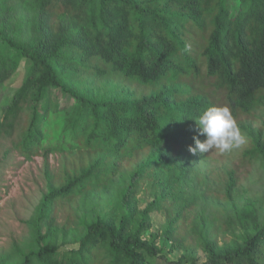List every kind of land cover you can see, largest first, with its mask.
Masks as SVG:
<instances>
[{"label":"trees","instance_id":"16d2710c","mask_svg":"<svg viewBox=\"0 0 264 264\" xmlns=\"http://www.w3.org/2000/svg\"><path fill=\"white\" fill-rule=\"evenodd\" d=\"M23 73L0 129L20 128L47 189L25 222L32 242L0 264H264V217L237 203L236 169L216 190L208 156L188 151L208 107L240 129L264 109V0H0V86ZM242 129V158L264 170V127ZM156 213L164 232L146 238Z\"/></svg>","mask_w":264,"mask_h":264},{"label":"rangeland","instance_id":"374dc122","mask_svg":"<svg viewBox=\"0 0 264 264\" xmlns=\"http://www.w3.org/2000/svg\"><path fill=\"white\" fill-rule=\"evenodd\" d=\"M4 1L13 5L17 3V0H1V4ZM24 77L25 73L18 75L12 83L0 86V122H3V108L10 103L14 93L23 83ZM53 96L60 98L63 104L69 105L72 102L61 93H56L55 90H53ZM242 122V127L250 124L257 128L264 127V109L256 110ZM242 127L239 128L243 137L242 143L226 152L214 149L205 153L208 159L203 160L199 166L202 171H208L212 175L214 185L211 186L216 190L223 188L222 182L227 171L236 169L240 181L235 194L237 203L239 205L255 204L261 216L264 217V170L259 162L242 158L243 152L249 146ZM19 132V127L12 134L5 129H0V256L11 251L15 243L23 246L24 243L32 242L31 231L25 222L32 216L47 189L44 160L36 157L32 161H27L19 154L16 148ZM50 161L53 174H57L61 164L60 157L52 155ZM143 198H145L144 195ZM222 207L223 203L217 199L207 207L208 214L216 219L217 225L222 224L220 213ZM167 220L168 217L165 218L160 213H156L146 238L150 233L164 232ZM227 235L223 228L219 229L217 237L220 243ZM160 243L162 244V240ZM166 250L169 251L167 255L170 260H177L184 254L181 246L172 248L167 245ZM194 254L201 260L205 259L204 252L201 250L197 249Z\"/></svg>","mask_w":264,"mask_h":264},{"label":"clouds","instance_id":"9594fccd","mask_svg":"<svg viewBox=\"0 0 264 264\" xmlns=\"http://www.w3.org/2000/svg\"><path fill=\"white\" fill-rule=\"evenodd\" d=\"M198 135L193 137L194 145L188 146L193 154H205L211 150L226 152L243 142L236 120L228 106H211L203 110L196 119ZM200 136L205 137L202 141Z\"/></svg>","mask_w":264,"mask_h":264}]
</instances>
